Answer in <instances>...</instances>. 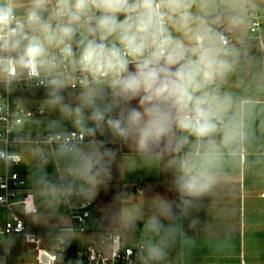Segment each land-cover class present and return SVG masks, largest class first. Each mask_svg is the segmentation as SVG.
<instances>
[{
  "label": "clouds",
  "instance_id": "obj_1",
  "mask_svg": "<svg viewBox=\"0 0 264 264\" xmlns=\"http://www.w3.org/2000/svg\"><path fill=\"white\" fill-rule=\"evenodd\" d=\"M258 8V0H0V92L43 88L44 105L59 113L37 140L20 135L21 119L0 115V144L13 136V145L31 146L32 190L59 204L91 198L110 179L117 153L97 138L110 135L146 160H167L177 207L187 211L254 139L256 97L224 85L247 63L254 77L238 86L264 92V57L252 56L244 38ZM23 160L0 147L5 169ZM24 211L40 208L28 197ZM174 214L161 201L141 225V264L168 256L171 227L162 218Z\"/></svg>",
  "mask_w": 264,
  "mask_h": 264
},
{
  "label": "crops",
  "instance_id": "obj_2",
  "mask_svg": "<svg viewBox=\"0 0 264 264\" xmlns=\"http://www.w3.org/2000/svg\"><path fill=\"white\" fill-rule=\"evenodd\" d=\"M244 38L251 46V55L257 59L263 57V48L251 40L249 24ZM232 39L235 43L238 36H233ZM255 71L256 66L242 64L237 74L231 76L229 82L224 85L226 90L256 97L255 102L260 106V110L255 120L254 139L249 146L241 148L237 159L225 165L226 174L222 175L215 190L183 213L177 207L180 196L173 186V172L167 160L152 161L156 166L151 170L152 162L144 166L149 160L135 153L133 149L129 153H123L118 143L106 144L116 153L127 154L133 162L130 167H125V158H122L119 163L113 161L111 166L110 179L118 178L123 184L122 230L119 233L123 242L139 245L146 239L141 225L148 217L158 214L161 201H168L175 214L166 219L162 218L165 225L171 227V235L168 256L160 264H264V92H258L254 87L245 91L238 86L240 78L251 81ZM45 131L47 130H31L30 133ZM30 147L28 144L19 147V151L24 155L19 169L28 174V188L32 190L30 181L34 163ZM142 165L146 169V175L135 182L134 189V201L140 204L133 206L134 213H127L123 177L130 170L140 171ZM50 166L54 167L53 164ZM46 170L50 177L53 176L50 169ZM70 199L72 204L78 205V200L71 197L65 203L68 208ZM36 204L37 207L40 204V212L43 213L42 217H45L44 213H48L46 211L50 207L48 201L38 202L36 197ZM69 211L75 222L70 208ZM10 218V213L2 210L0 221L5 222ZM47 218L55 220L58 232L45 237L49 241L60 242L55 246L63 248L65 252L74 250L76 256L91 243H105L110 235L100 233V238L90 241L83 235L89 231H77L76 222L73 225L59 217ZM52 221L48 220L45 226H42L48 228V223ZM97 225L99 226L98 221ZM2 241L3 236H0V242Z\"/></svg>",
  "mask_w": 264,
  "mask_h": 264
},
{
  "label": "built area",
  "instance_id": "obj_3",
  "mask_svg": "<svg viewBox=\"0 0 264 264\" xmlns=\"http://www.w3.org/2000/svg\"><path fill=\"white\" fill-rule=\"evenodd\" d=\"M250 33L251 40L259 44L264 50V14L255 11L252 12ZM26 88V86L21 85L17 91H23ZM17 91L10 96L0 92V95H3L2 103L6 109L0 115L13 121L17 118L21 119L22 127L20 135L26 139L37 140L47 136L48 131L40 132L35 136L24 127V124L28 120L36 117L37 111L24 109L20 104L22 97L17 96ZM4 127L3 121H0V137L4 135ZM97 138L104 140L106 144L113 143L99 136ZM12 139L13 136H9L8 145L0 144V147H7L9 151H19V147L23 144L13 145L11 143ZM114 143H118L124 153L121 143L117 141ZM21 164L22 162L12 165L11 168H4V171L0 173V210L6 211L11 215V218L5 222L0 221V236L5 234H22L29 244L34 245V249L37 252V264H141L138 258L139 245L126 246L122 236L118 233L110 234L105 243L89 244L75 259L67 258L63 248L58 249L50 243L45 236L33 227L25 215L16 208V205H22L24 207L25 200L28 197H32L34 206L37 207L36 196L28 188V174L19 169ZM74 199L78 200V205L72 204L70 199L69 208L73 218L78 223L77 230L80 233H86L92 214V199L79 196H74ZM62 243L65 244L64 242Z\"/></svg>",
  "mask_w": 264,
  "mask_h": 264
},
{
  "label": "rangeland",
  "instance_id": "obj_4",
  "mask_svg": "<svg viewBox=\"0 0 264 264\" xmlns=\"http://www.w3.org/2000/svg\"><path fill=\"white\" fill-rule=\"evenodd\" d=\"M258 3H259V8L254 10V11L258 12L260 14H264V0H258ZM249 35L251 36L250 22H249ZM263 57H264V53H263ZM43 101L44 100L29 99V98L24 97L20 100V104L24 109H31V110H35V111L43 113L46 110H48L47 107L44 105ZM50 120H56V119L51 118V117H48V118L34 117V118L28 120L24 124V127L26 129H28L29 132L31 130H33V131L34 130H47L46 125H47L48 121H50ZM64 123H67V122H64ZM128 157L129 156H127V154L122 155V154H120V152H117V155H116L114 162L119 163V161L122 158H125V162H124L125 167H126V165H129V167H130L132 160ZM151 162L152 161H150V160L147 161L144 164V166H147ZM50 164L47 166V168L50 169V173H52L54 175V167L50 166ZM144 166L142 165V168L138 172H132V170H130L129 172H127L125 177H123L124 178V184H125V186H124V202H125V206L127 209V213H132L133 212V210H132L133 206L134 205L138 206L140 204V203L134 201V189H135V184H136L135 182H137V180L139 178H141L142 176L146 175V172H145L146 169L144 168ZM150 166H152L151 170H153L155 168L156 164L152 162ZM51 167H53V168H51ZM2 170H3V166L0 165V173L2 172ZM112 170H114V167ZM42 201H43L42 199H38V202H42ZM66 202H67L66 200L59 203V204H54V203L48 202L50 207L46 211L48 213H44L46 215L45 217L44 216L42 217V214H43L42 212H39L38 214L35 213L36 215L35 214L29 215L28 213H26L24 211V207L22 205H16V208L25 215L27 220L33 225V227L37 231H39L43 236H46V235H54L55 233L58 232L57 227L55 225V223H56L55 220L52 221V219H48L47 217H50V218L53 217V219L55 217H59V218L63 219L64 222L67 221L73 225L76 222V221L74 222V220L72 219L69 208L65 204ZM38 207L40 208V204H38ZM56 210H57V212H56ZM138 211H140V209ZM0 213L2 214V210H0ZM48 220L52 221V222L48 223V225H49L48 228H45L44 227L45 223ZM97 221H98L97 211L94 207H92V214H91V217H90L89 223H88L89 233L83 234L84 237H87L88 240H90V241L95 239V238L101 237V234L98 231ZM42 225H44V226H42ZM75 227L77 230V228H78L77 222L75 223ZM50 243H52L55 246V245L59 244L60 242L57 243L55 241H50ZM124 244L126 246H137L136 244L129 243V242L127 243L126 241L124 242ZM60 245H59V247H60ZM58 249H61V247ZM0 251L1 252L3 251V255L0 256V264H37V260H36L37 252L34 249V245L26 242V240L22 234H5V235H3V241L0 242Z\"/></svg>",
  "mask_w": 264,
  "mask_h": 264
},
{
  "label": "trees",
  "instance_id": "obj_5",
  "mask_svg": "<svg viewBox=\"0 0 264 264\" xmlns=\"http://www.w3.org/2000/svg\"><path fill=\"white\" fill-rule=\"evenodd\" d=\"M17 96L26 97L29 99L44 100L45 99V90L43 88H34V89H24L23 91H17ZM37 118H54L59 119L58 112H50L46 110L41 113L37 111ZM65 127L71 129L70 123H65ZM38 133L34 134L35 136ZM106 141H112L110 135L99 136ZM119 142V141H117ZM122 145L123 151L129 153L131 148L126 145ZM149 182V181H148ZM122 190L123 184L120 179H109L105 185H102L97 190L96 194L91 197L93 202V207L97 211L98 215V231L100 233L106 234H115L121 233L122 230V209H123V200H122ZM66 257L69 259H75L76 253L74 250L69 249L66 251Z\"/></svg>",
  "mask_w": 264,
  "mask_h": 264
}]
</instances>
